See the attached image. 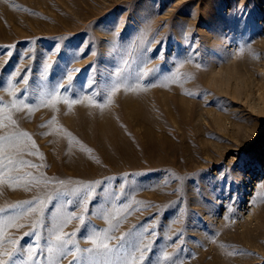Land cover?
Masks as SVG:
<instances>
[{
  "label": "rangeland",
  "instance_id": "1",
  "mask_svg": "<svg viewBox=\"0 0 264 264\" xmlns=\"http://www.w3.org/2000/svg\"><path fill=\"white\" fill-rule=\"evenodd\" d=\"M0 210L5 264H264V0H0Z\"/></svg>",
  "mask_w": 264,
  "mask_h": 264
},
{
  "label": "snow or ice",
  "instance_id": "2",
  "mask_svg": "<svg viewBox=\"0 0 264 264\" xmlns=\"http://www.w3.org/2000/svg\"><path fill=\"white\" fill-rule=\"evenodd\" d=\"M68 79L71 80L72 77L69 76ZM13 107H14V105H13ZM8 119H11V118L8 117ZM12 123H15V121H12ZM4 139H7V138H4ZM14 179H20V178H19V177H15ZM33 210H35V209H33ZM0 211H3V210H0ZM26 211H27V210H26ZM0 219H2V218H0ZM79 219H81V221H82V220H83V217L81 216V217H79ZM14 226H17V227H23L24 225H14ZM5 227H7V224H5ZM68 237H69V241H70L71 234H68ZM56 239H57L58 241H60V240H64V235H57V236H56ZM65 242L67 243L68 241H65ZM103 247H104L105 249L108 248L107 244H104ZM5 254H6V255H10V253H5ZM0 264H5V262H4L3 260H0Z\"/></svg>",
  "mask_w": 264,
  "mask_h": 264
},
{
  "label": "bare ground",
  "instance_id": "3",
  "mask_svg": "<svg viewBox=\"0 0 264 264\" xmlns=\"http://www.w3.org/2000/svg\"><path fill=\"white\" fill-rule=\"evenodd\" d=\"M217 119H219V117H217ZM195 198V197H194ZM254 202V201H253ZM255 203V202H254ZM250 216H251V214H250Z\"/></svg>",
  "mask_w": 264,
  "mask_h": 264
}]
</instances>
